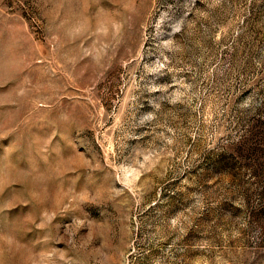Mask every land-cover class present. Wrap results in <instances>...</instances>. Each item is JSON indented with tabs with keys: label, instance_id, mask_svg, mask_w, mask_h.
I'll use <instances>...</instances> for the list:
<instances>
[{
	"label": "rangeland",
	"instance_id": "374dc122",
	"mask_svg": "<svg viewBox=\"0 0 264 264\" xmlns=\"http://www.w3.org/2000/svg\"><path fill=\"white\" fill-rule=\"evenodd\" d=\"M0 264H264V0H0Z\"/></svg>",
	"mask_w": 264,
	"mask_h": 264
}]
</instances>
